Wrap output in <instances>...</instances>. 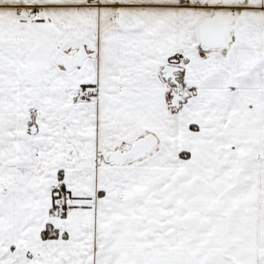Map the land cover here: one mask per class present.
<instances>
[{
  "label": "snow or ice",
  "instance_id": "obj_1",
  "mask_svg": "<svg viewBox=\"0 0 264 264\" xmlns=\"http://www.w3.org/2000/svg\"><path fill=\"white\" fill-rule=\"evenodd\" d=\"M0 264H264V0H0Z\"/></svg>",
  "mask_w": 264,
  "mask_h": 264
}]
</instances>
